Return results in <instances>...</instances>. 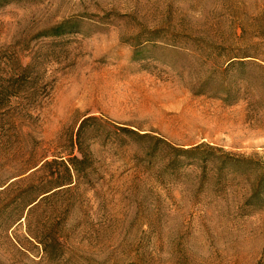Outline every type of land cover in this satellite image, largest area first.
<instances>
[{"label":"rangeland","instance_id":"1","mask_svg":"<svg viewBox=\"0 0 264 264\" xmlns=\"http://www.w3.org/2000/svg\"><path fill=\"white\" fill-rule=\"evenodd\" d=\"M76 143L86 172L37 209L58 252L0 225V264H264L254 169L199 161L264 162V0H0V188Z\"/></svg>","mask_w":264,"mask_h":264},{"label":"trees","instance_id":"2","mask_svg":"<svg viewBox=\"0 0 264 264\" xmlns=\"http://www.w3.org/2000/svg\"><path fill=\"white\" fill-rule=\"evenodd\" d=\"M253 63L252 61L242 60V57L236 58L230 60L225 69ZM91 119L93 117L90 116L82 118L78 124V130L86 121ZM163 143L165 142L163 141ZM75 146L76 153L69 152L65 156L53 154L49 158H44L36 167L38 170H43L37 180L25 183L9 194L6 192L17 181L10 182L0 188V193H4L6 197V202L0 205V225L3 226L4 230L10 229L12 232L16 228L22 229L19 236L10 234L8 239L11 243L14 241L19 244L26 252L28 251L27 244L37 248L46 257H52L58 252L59 240L53 229L55 221L51 220L49 215L42 220L37 209L57 194L75 188L79 183L81 174L86 172L87 164H83L86 153L80 148L79 143H76ZM198 149H200V146L185 149L173 148L172 150L183 157H188L189 153H194ZM209 155L217 161L219 173L235 171L238 165L244 164L251 167V169L253 168L255 176L250 184L244 204L260 205L264 202V162L253 164L251 157L222 152L213 153L210 150L199 153L200 163L204 164ZM180 161L183 162L182 159ZM191 162L196 163L197 161L191 160Z\"/></svg>","mask_w":264,"mask_h":264}]
</instances>
